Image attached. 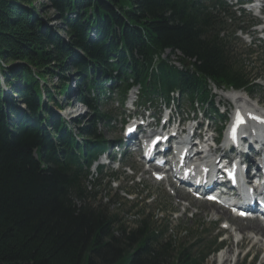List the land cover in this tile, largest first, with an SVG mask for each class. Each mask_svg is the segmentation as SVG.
I'll return each instance as SVG.
<instances>
[{
    "label": "trees",
    "instance_id": "16d2710c",
    "mask_svg": "<svg viewBox=\"0 0 264 264\" xmlns=\"http://www.w3.org/2000/svg\"><path fill=\"white\" fill-rule=\"evenodd\" d=\"M202 2L0 0V264H203L208 254L174 250L146 221L128 230L93 204L98 185L86 186L106 144L98 130L105 82L123 83L124 93L132 79L146 97L178 89L204 100L206 78L253 92L223 23ZM51 10L60 30L45 22ZM165 50L193 61V72L156 61ZM71 74L74 100L92 111L76 124L81 144L52 109L56 96L71 102ZM49 78L59 85L49 88Z\"/></svg>",
    "mask_w": 264,
    "mask_h": 264
},
{
    "label": "rangeland",
    "instance_id": "374dc122",
    "mask_svg": "<svg viewBox=\"0 0 264 264\" xmlns=\"http://www.w3.org/2000/svg\"><path fill=\"white\" fill-rule=\"evenodd\" d=\"M47 5V0H35V5L37 7H42V5ZM56 13L54 11H48V15L45 17V22H48L50 26L56 29H61L62 25L58 21ZM60 34L65 37V34L60 31ZM231 47L233 55L243 62L245 68L251 71L254 75L259 76L256 81L260 85L259 90H254V92L248 97L256 104H260L264 108V49L262 48H250L239 43V41H231ZM171 56L166 53L164 57ZM175 60V59H173ZM174 62V61H173ZM71 83L70 88L74 91L76 87V75H70ZM0 80H2L0 74ZM59 82L55 79H50L47 86L51 88L52 86H58ZM4 89L9 92V96L12 95L9 88L4 87ZM212 93L216 97L215 102L218 105L222 101L221 91L215 90L212 87ZM72 97H70V100ZM56 101L60 105V108L56 110L51 107L55 113L59 115V110L66 105V100L62 96H56ZM72 103V102H71ZM129 106V103L127 104ZM107 114L112 113L117 115H122L123 109L117 106L115 101L105 104L103 107ZM126 110V108L124 109ZM61 113V112H60ZM66 116V122L69 126L77 131L75 128V122H80L86 124L90 121L92 117V112L88 111L83 105L73 104L68 105L62 113ZM61 114V116H62ZM114 132L105 129L103 126L98 128L99 132L103 138L107 140L119 141L121 139L120 128L118 120H114ZM117 121V122H116ZM73 132V133H74ZM99 162V161H98ZM136 158L131 161H127L126 165L134 168V163ZM94 170V169H93ZM97 170L94 171V183H99L97 191L96 202L93 203L95 206L101 205L110 215H117L119 219L125 218L127 215L139 216V222L146 221L152 225V230L160 231L165 234L163 237L164 244L172 242V247L175 250L193 248V253L196 257L202 255H207L203 261V264H207L214 255L216 256L222 250H231L232 254H236L235 264H264V253L263 248L260 250L258 247L252 248L253 244L245 242L240 251L236 248L233 249V243L235 242L236 234L240 231H250V225L254 223H245L239 221L231 220V229L225 230L223 223L216 222L218 216L216 214H221V218L228 219V216L223 215L221 212L214 210V205H207L204 203H192L183 200L182 195L174 196L168 190V186L165 184H157L149 176H142V171L138 170L137 175L133 177L131 173H125V171L120 170L117 172V166H112L110 169L103 170V181H98L101 175L96 174ZM112 173L119 174V182L117 184H112L109 177ZM118 175V176H119ZM108 178V179H107ZM88 190L92 186H87ZM94 190L93 188L91 189ZM217 212V213H216ZM123 223V222H122ZM128 230L136 229L137 225H128L127 223L122 224ZM247 227L246 229H244ZM245 236H250L249 233L244 232ZM217 236H221L218 243L227 240L223 246L219 247L217 244L215 246L214 241ZM218 246V249H217ZM237 252H241L240 256H237ZM250 258H244L245 256ZM214 256V257H215ZM253 258L252 260H250ZM237 261V262H236Z\"/></svg>",
    "mask_w": 264,
    "mask_h": 264
},
{
    "label": "bare ground",
    "instance_id": "6f19581e",
    "mask_svg": "<svg viewBox=\"0 0 264 264\" xmlns=\"http://www.w3.org/2000/svg\"><path fill=\"white\" fill-rule=\"evenodd\" d=\"M164 57V56H163ZM229 98H234L233 94H230L228 96ZM241 101H244L243 99ZM241 101H238V103L241 104ZM244 107V106H242ZM256 106H252V108H255ZM259 115L262 117V113L259 112ZM217 212H221L223 215L228 216L229 214L225 211H222L220 208H214ZM250 231L248 233L253 234L255 237H245L244 243L249 242L248 240L251 238V244H253V248L258 247L260 250L263 248L264 253V226L259 223H254L249 226ZM239 238H235V242L233 243V249L235 248V243ZM241 244L238 245V248H240ZM243 246V245H242ZM241 249V248H240ZM240 251V250H238ZM231 250H222L219 252L215 257L213 256L210 260H208L207 264H235V254H232ZM237 262V261H236Z\"/></svg>",
    "mask_w": 264,
    "mask_h": 264
}]
</instances>
